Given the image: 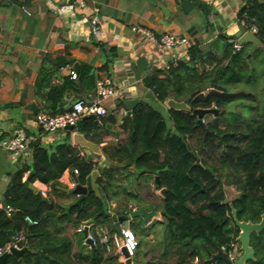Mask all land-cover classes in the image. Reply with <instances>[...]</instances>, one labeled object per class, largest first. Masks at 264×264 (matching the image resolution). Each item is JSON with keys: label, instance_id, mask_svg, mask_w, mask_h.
<instances>
[{"label": "trees", "instance_id": "16d2710c", "mask_svg": "<svg viewBox=\"0 0 264 264\" xmlns=\"http://www.w3.org/2000/svg\"><path fill=\"white\" fill-rule=\"evenodd\" d=\"M13 1L29 3L31 0ZM245 1L239 20L248 30L256 28V36L264 46V1ZM245 51L243 47L241 54L233 55V45H230L226 56L228 63L224 64L221 59L210 53L204 54L193 45L189 49V60L172 63L167 70H157L149 76L144 86L153 93V100L148 105L138 106L123 120L122 128L127 138L112 151L115 166L105 169L97 182L103 196L89 194L68 214L50 198L43 200L29 190L23 182L24 175L32 173V183L39 181L55 188L67 171H78L79 183L85 185L95 165L80 157L73 148L70 132L53 146H33L31 164L14 175L5 194L6 204L16 210L13 218H7L0 211V248L8 245L20 232L24 233L28 244V251L22 258L11 256L7 264H123L113 253L116 231L112 216L113 213L128 216L129 204L144 203L140 195L128 193L127 187L123 186L124 180L130 186L134 175L146 177L147 181L159 178L158 189L167 190L161 206L164 220L156 231V237L165 249L159 258L145 264H167L164 258L171 255L176 258L175 264H194L196 258L209 259L217 250L236 244L240 230L232 211H236L241 222L259 223L264 215V89L260 88L264 79V60L248 71L250 78L245 77L246 62L251 59ZM209 64L214 66L210 71L206 68ZM207 84L226 90H209L190 101L192 110L219 111L218 119L207 129L199 125L198 118L192 113L165 108L169 100L183 102ZM244 84L253 85L252 91L231 93ZM239 102L242 105L248 103L241 108H250L251 115L240 122L241 112L235 110L233 116L236 115L238 122L224 121L226 133L219 129L220 120ZM101 121L103 127L108 123L111 126L117 124L114 115ZM78 127L88 137L101 130V126L90 119L82 120ZM245 131L242 143L238 135ZM214 133L224 136V146ZM202 135L208 157L224 149L219 167L199 164L187 145L186 140ZM225 171L229 172L233 185L240 192L231 204L226 203L221 181ZM123 175H126L125 179ZM125 200L126 205L122 203ZM113 202L119 206L115 212L111 210ZM152 208L142 207L147 211ZM26 217L36 221L37 225L29 226ZM91 220L93 228L89 233L93 246L86 244L83 231H80ZM143 224L142 220L139 225H129L139 242L135 257L139 256L143 246L142 233L147 229ZM99 229L106 234L102 235ZM71 230L74 234L69 236ZM104 236L108 239L106 243L102 242ZM250 247L262 261L264 232L253 234Z\"/></svg>", "mask_w": 264, "mask_h": 264}, {"label": "crops", "instance_id": "0c3cea01", "mask_svg": "<svg viewBox=\"0 0 264 264\" xmlns=\"http://www.w3.org/2000/svg\"><path fill=\"white\" fill-rule=\"evenodd\" d=\"M245 5V0H31L29 3L0 0V135L11 138L22 130L29 140L28 150L14 157L2 147L0 138V200H5L14 175L31 164L32 147L53 146L65 139L68 132L70 144L80 157L87 159L91 155L94 171L98 172L94 186L99 196H103L97 182L105 169L115 166L112 151L127 138L122 122L132 114L126 110L125 102L137 99L149 104L153 93L144 86V81L155 71L167 70L172 64L170 54L133 28L147 30L157 38L165 35L187 38L192 46L226 64L232 41H237L236 34L241 26L245 27L239 20ZM23 6L30 15L22 10ZM96 9L101 22L99 36L91 33L89 23ZM244 47L251 59L264 56V47L255 52L253 45ZM251 59L246 62L248 71L252 69ZM181 60L189 59L181 56ZM71 71L78 74L77 80L71 78ZM106 80L118 90L115 98L102 101L109 112L106 117L114 115L116 125L108 123L103 127V118H98L101 130L90 137L80 132L81 122L76 130L52 135L44 134L37 126L39 114L60 115L70 111L77 100L94 98L97 84ZM252 89L253 85H248L246 90ZM75 135L82 136L92 149L75 144ZM74 172L67 171L55 188L39 181L33 185L38 191L43 190L45 197L56 206L66 210L78 200L72 195L76 189L71 186L75 183ZM30 174L24 175V183ZM122 177L125 179L126 175ZM130 182L128 186L124 180L123 186L128 193L140 195L144 203L129 204V209L152 206L149 212H162L160 205L151 204L142 195L148 191L154 197L159 196L156 179L147 181L146 177L134 175ZM160 198L162 202L163 196ZM118 207L117 202L111 204L113 212ZM163 220L160 217L153 225L159 222L156 224L159 230ZM87 226L88 222L81 229ZM72 234L73 230L69 236Z\"/></svg>", "mask_w": 264, "mask_h": 264}, {"label": "built area", "instance_id": "2783aa9c", "mask_svg": "<svg viewBox=\"0 0 264 264\" xmlns=\"http://www.w3.org/2000/svg\"><path fill=\"white\" fill-rule=\"evenodd\" d=\"M84 6V5H83ZM22 10L30 15V11L23 6ZM99 10H94L93 14L90 16L89 23L91 26V33L94 36H99L101 34V22L99 20L98 16ZM244 25V23H242ZM133 31L136 33H139L141 35H144L149 38V40L154 43L159 49L162 51L168 53L172 57V63H176L179 61V59L183 57H186V59H189V49L192 47V43L187 38H179L177 36L173 35H165L160 38L155 37L153 34L148 32L147 30H144L142 28H133ZM253 34L256 35L257 30L256 28H251L249 30ZM233 45V55H238L243 52V46L239 45L237 41H232ZM213 65H207V70H212ZM71 78L73 80L78 79V74L75 71H71ZM118 95V90L111 84L109 81H100L97 84L96 88V96L94 98L91 97L89 101L85 99L77 100L70 111H67L60 115H50L46 113H41L38 115L36 119L37 126L42 130L44 134H55L58 132L65 131L68 127H74L77 126L84 118L89 116H96L97 118H105L108 115V110L102 105V101L109 99V98H115ZM125 116L128 115L127 112L124 113ZM1 145L2 147L10 152L14 157H18L19 155L25 153L29 148V140L27 138V135L24 131L20 130L15 132V134L11 138L4 137L0 135ZM75 176L78 177V171L74 172ZM72 188L76 187V184L72 182L71 184ZM162 190L158 191V194L160 197H162L161 194ZM43 196H46V193L44 191H40ZM0 211H3L7 218L12 219L16 210L8 206L6 203L0 200ZM135 210L130 207L129 212L127 215H129L131 212ZM25 222L29 226L37 225V222L31 219L30 217L25 218ZM89 226V231H90ZM81 229L80 231H83ZM100 233L106 234L103 229H99ZM121 236H119L117 233L113 236V251L116 252V254L119 257V260L121 263L125 264L127 259L134 260L136 252L139 248V242L133 233V231L130 229V227H125L123 224L121 226ZM88 238L93 241V238L91 234L89 233ZM108 241L107 237L104 236L102 239V242L106 243ZM94 244V241H93ZM25 245V235L23 232H20L16 234L12 241L6 245L5 247L0 248V256H2L5 253H9L11 249L21 250L24 248ZM238 246L237 244L232 245L233 253L230 255V258L232 260L236 257ZM125 250L127 254V258L124 256L122 251ZM195 264H199V259H195Z\"/></svg>", "mask_w": 264, "mask_h": 264}, {"label": "water", "instance_id": "95a60500", "mask_svg": "<svg viewBox=\"0 0 264 264\" xmlns=\"http://www.w3.org/2000/svg\"><path fill=\"white\" fill-rule=\"evenodd\" d=\"M152 1H154V0H152ZM235 38L237 39L238 44L241 46L253 45L254 46V50H253L254 52L258 48L264 47L263 44L257 38V36L255 34H253L252 32L246 30V28L243 26L240 27L239 32L236 34ZM209 90H218L221 92L226 91L222 87L207 84V85L203 86L199 91L192 93L191 96L189 98H187L186 100H184L183 102H176L175 100L171 99L166 103V105H167L168 109H170V110L192 113L194 116H196L198 118L199 125H203V119L205 116H208V115L218 116L219 111L214 110V109H211V110H201V109L192 110L190 108L189 104H190V101L193 97H195L196 95H198L200 93L209 91ZM236 92H237V90H234L231 93L235 94ZM139 105H148V104L142 100H137V99L127 100L125 102V108H126V110L129 111L130 115L136 109V107H138ZM229 112L234 113L235 110L230 109ZM86 119H90L96 123L98 121V118L96 116H89V117L84 118L83 120H86ZM66 130H68V131L76 130V126L68 127ZM50 135H52V134H50ZM74 139H75V144L80 143V145L84 146L85 148L92 149V146L89 143L83 141L82 136L75 135ZM87 160L91 161V155L88 154ZM32 177H33V175L30 174V176L28 177V179L24 183L25 186H27L29 188V190L34 192L37 196H39L43 200H45V197L43 196V194L34 187V185L32 183ZM97 177H98V172L94 171L91 174V176L88 178L87 185L83 186L79 183L78 177L75 176V174L73 173V179H74V182L76 184V189L72 192V195L77 196L78 200L70 208L79 207L82 204V202L87 198V196L89 194L95 193L97 196H99V191L94 186V181ZM226 181H227L226 185H229V177L228 176H226ZM156 185H157V187H160L159 178H156ZM161 194H162L163 198H165L167 195V190H165V189L162 190ZM3 202L5 203L4 199H3ZM70 208L66 209L65 214L69 213ZM232 214L234 217L235 224L238 227V229L240 230V234H239V237L237 238V242L240 244V246H241L240 250L243 253L242 257L238 261H236L234 264H246L247 261L254 259L255 252L249 245L250 244V238H251V235L253 233L259 235L260 233H262L264 231V215L262 216V220L260 223L253 224L251 222L239 221L237 218V214H236L235 210L232 211ZM160 217H164V212H157L155 210L149 212L145 209H139V210H135V211L131 212L128 216L113 215L112 219L114 221V228H115L116 233L119 236H121L122 224L125 227H129L130 222L132 220L142 219L145 226L149 227L150 225H153L154 220H158ZM92 224H93V220L89 221L88 226L85 227L83 230L84 237L86 238V244L91 245V246H93V241L88 238V235H89V226ZM27 251H28V244L27 243L24 245V248L21 250L11 249V251L9 253H5L2 256H0V264H7V261L9 259V257H11V256H15L17 258H22L24 253ZM229 251H230V246H227L225 251H223L222 249H219L217 254L211 256L210 260H201L199 262V264H215L217 261H223L225 264H232L231 261H229V259L227 258V254L229 253ZM122 253L127 258V254H126L125 250H123ZM125 264H133V260L127 259Z\"/></svg>", "mask_w": 264, "mask_h": 264}, {"label": "rangeland", "instance_id": "374dc122", "mask_svg": "<svg viewBox=\"0 0 264 264\" xmlns=\"http://www.w3.org/2000/svg\"><path fill=\"white\" fill-rule=\"evenodd\" d=\"M264 60V56L262 55H256L254 56V58L251 59V61L249 62V65L252 68H257L256 65L259 64L261 61L263 62ZM260 61V62H259ZM245 77L250 78V74L248 73V70L245 71ZM261 85L260 88L264 89V79L261 81ZM247 86L246 84L244 85H240L239 86V90H243L247 92ZM238 90V89H236ZM234 91V90H233ZM244 105L241 104V102H239L237 104L236 107H233L232 109L237 110L236 112L239 111L240 114V122H242L243 120H245L247 117H249L250 114V108H241V106H247L248 103L247 102H243ZM165 108H168L167 105L165 104ZM244 109V110H242ZM235 113V112H234ZM234 113H230L229 110H227V115H224L223 118H221L220 123H219V127L221 130H223L224 132H226V124L224 121H230V122H238L236 119V115L233 116ZM206 122L207 123H212L213 121V117L208 116L206 117ZM231 132V131H230ZM227 133V132H226ZM246 131L245 132H241L238 135V139L244 143L245 137H246ZM224 137V136H223ZM187 145L190 147L191 151L196 155L197 160L199 161V164L201 165H208L210 167H215L220 165V156H222V154H224V149H222L221 151H217L216 155H213V157H208V155L206 154L205 151V145H204V138L203 135L198 137V138H189L188 140H186ZM202 151V152H201ZM208 153V152H207ZM231 181V179L229 180ZM41 189H43L42 187H40ZM224 193H225V197H226V203L227 204H231L232 201H234L235 199H237L240 196V192L237 190V188L232 185L229 187H226L223 189ZM43 191V190H41ZM142 195L152 204H158L160 205V207L162 206V202L160 201V197L158 195H156L154 197V195H152L150 192L146 191L143 192ZM47 198V197H45ZM123 203V202H122ZM126 201L124 202V205H126ZM128 209V208H127ZM140 219H135L132 220L130 222V224H134V225H139L140 223ZM156 224L159 222H155ZM154 223V224H155ZM155 225H150L149 227H147V229H145V231L142 233V239H143V246L140 249V254L138 257H135L133 260V264H145L147 261L152 260V259H157L160 257L161 252L165 249V245L160 244V242L158 241V237H156V231L158 230V226ZM145 225V224H143ZM148 233L150 234L148 236ZM238 252V249H237ZM113 253L116 254V252L114 251ZM237 255V254H236ZM175 256L171 255L169 257L164 258V262L167 264H175ZM120 261V260H119ZM121 262V261H120ZM195 264V263H194Z\"/></svg>", "mask_w": 264, "mask_h": 264}, {"label": "flooded vegetation", "instance_id": "af4514ba", "mask_svg": "<svg viewBox=\"0 0 264 264\" xmlns=\"http://www.w3.org/2000/svg\"><path fill=\"white\" fill-rule=\"evenodd\" d=\"M208 116H211V117H213V121L215 122L217 119H218V117L217 116H214V115H208ZM208 116H205L204 117V119H203V125H201L204 129H207L209 126H211L214 122H212L211 124L210 123H207L206 122V117H208ZM220 120V119H219ZM219 129H220V127H219ZM223 131V130H222ZM214 135H215V137L216 138H218L219 139V142H220V144H221V146H224V141H223V137H221V136H219L217 133H214ZM220 164H221V162H220ZM226 176H228L229 177V180L231 179V177H230V175H229V172H227V171H225V172H223V178H222V186H223V189L224 188H226V187H229V186H232L233 185V182H232V180L231 181H229V185H226ZM262 220V219H261ZM261 222V221H260ZM259 222V223H260ZM253 224H257V223H253ZM264 232V231H263ZM253 234H255V233H253ZM253 234L251 235V237L253 236ZM261 234V233H260ZM250 240H251V238H250ZM237 244V246H238V252H236V257H235V259L234 260H232L231 258H230V255L233 253V250H232V246H230V251H229V253L227 254V258L229 259V261H231V263L232 264H234L236 261H238L241 257H242V255H243V253L241 252V250H240V248H241V246H240V244L237 242L236 243ZM234 245V244H233ZM250 245V244H249ZM252 248V247H251ZM225 249H226V247L225 248H222V250L223 251H225ZM255 252V251H254ZM218 253V250H217V252L216 253H214V254H212L211 256H213V255H215V254H217ZM262 256H263V260L262 261H260V260H258L257 259V255H256V253L254 254V259L253 260H250V261H247V263L246 264H264V253L262 254ZM199 259V258H198ZM211 259V257L209 258V259H204V260H210ZM201 260H203V259H199V262L201 261ZM215 264H225L223 261H217Z\"/></svg>", "mask_w": 264, "mask_h": 264}, {"label": "clouds", "instance_id": "9594fccd", "mask_svg": "<svg viewBox=\"0 0 264 264\" xmlns=\"http://www.w3.org/2000/svg\"><path fill=\"white\" fill-rule=\"evenodd\" d=\"M244 47V46H243ZM207 92V91H206Z\"/></svg>", "mask_w": 264, "mask_h": 264}]
</instances>
